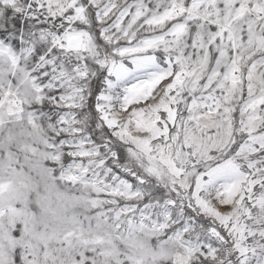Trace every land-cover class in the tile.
Returning a JSON list of instances; mask_svg holds the SVG:
<instances>
[{
	"label": "snow or ice",
	"instance_id": "6c2138e0",
	"mask_svg": "<svg viewBox=\"0 0 264 264\" xmlns=\"http://www.w3.org/2000/svg\"><path fill=\"white\" fill-rule=\"evenodd\" d=\"M0 264H264V0H0Z\"/></svg>",
	"mask_w": 264,
	"mask_h": 264
}]
</instances>
